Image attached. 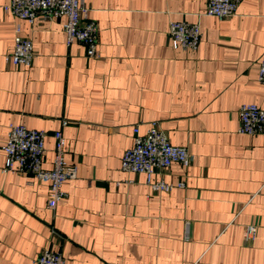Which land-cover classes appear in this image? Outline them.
I'll use <instances>...</instances> for the list:
<instances>
[{
    "label": "crops",
    "instance_id": "1",
    "mask_svg": "<svg viewBox=\"0 0 264 264\" xmlns=\"http://www.w3.org/2000/svg\"><path fill=\"white\" fill-rule=\"evenodd\" d=\"M9 1L0 0V264H35L48 248L66 264H264V135L238 131L242 104L264 109V0L225 19L205 13L208 0H84L100 28L96 57L67 45L65 17L32 25L5 12ZM171 20L199 22L198 49L173 48ZM16 23L33 42L30 67L10 59ZM153 121L193 155L154 173L171 191L122 169L135 127L143 134ZM11 123L46 131L48 169L63 132L77 177L55 209L48 182L3 171Z\"/></svg>",
    "mask_w": 264,
    "mask_h": 264
},
{
    "label": "built area",
    "instance_id": "2",
    "mask_svg": "<svg viewBox=\"0 0 264 264\" xmlns=\"http://www.w3.org/2000/svg\"><path fill=\"white\" fill-rule=\"evenodd\" d=\"M244 0H208L205 13L218 19L236 15L240 3ZM5 12L19 19H26L34 24L37 16L45 18L65 17L63 30L66 43H83L89 57L98 56L99 25L89 19V8L84 0H10L4 5ZM20 23L15 25V44L10 59L15 66L30 67L34 59V46L30 38L22 35ZM169 38L173 48L196 50L202 40L199 22L188 23L171 20L169 23ZM258 80L264 84V58L260 62ZM240 127L238 131L248 135H264V109L257 103H244L239 108ZM68 123L63 121V125ZM134 143L122 157V169L129 172L144 173L153 191H171L175 185L163 180L153 182L154 173L159 169L179 163L188 167L193 161V155L185 146L171 143L166 131L153 121L145 133L139 127L134 129ZM46 131L31 129L23 124L11 123L7 139L3 146L5 153L4 172L32 173L40 181L49 183L47 207L55 209L58 203L67 196L65 184L77 177V167L66 160V138L61 130L54 132L55 155L53 167H44L46 152ZM179 187L184 186L181 182ZM256 233L255 225H248L246 239H253ZM35 264H66L61 251L44 249L35 259Z\"/></svg>",
    "mask_w": 264,
    "mask_h": 264
}]
</instances>
